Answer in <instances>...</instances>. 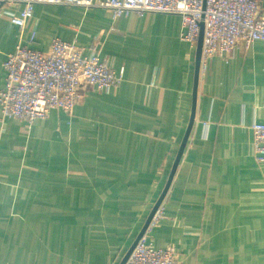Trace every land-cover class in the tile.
I'll return each mask as SVG.
<instances>
[{"label": "crops", "instance_id": "obj_1", "mask_svg": "<svg viewBox=\"0 0 264 264\" xmlns=\"http://www.w3.org/2000/svg\"><path fill=\"white\" fill-rule=\"evenodd\" d=\"M1 12L0 91L20 42L96 50L124 77L111 92L81 85L72 115L52 111L32 125L2 123L0 106V264H121L168 185L193 114L164 218L146 241L175 249L180 264H264V156L251 130L264 123V40L214 57L196 83L197 47L182 41L178 16L115 20L39 5L22 31Z\"/></svg>", "mask_w": 264, "mask_h": 264}, {"label": "built area", "instance_id": "obj_2", "mask_svg": "<svg viewBox=\"0 0 264 264\" xmlns=\"http://www.w3.org/2000/svg\"><path fill=\"white\" fill-rule=\"evenodd\" d=\"M39 5L106 10L115 20L130 14L175 15L182 21L181 39L191 48L198 45L203 23L201 74L214 57L227 60L240 45L249 48L264 40V0H0V11L11 25L24 31ZM34 39L33 35L30 42ZM3 67L2 123L14 119L32 125L47 119L52 111L72 115L84 99L81 85L111 92L124 77L123 71L116 72L102 61L96 50L86 57L76 45L60 39L52 41L48 52L32 51L20 42ZM251 130L254 150L264 156V123H254ZM164 210L165 199L125 264H180L175 249H156L146 241L151 226L164 218Z\"/></svg>", "mask_w": 264, "mask_h": 264}, {"label": "water", "instance_id": "obj_3", "mask_svg": "<svg viewBox=\"0 0 264 264\" xmlns=\"http://www.w3.org/2000/svg\"><path fill=\"white\" fill-rule=\"evenodd\" d=\"M203 29H204V25L203 23L201 24V32H200V37H199V41H198V45H197V71H196V83H197V80H198V74H199V69H200V58H201V52H202V44H203ZM193 120H194V114L192 115V119H191V123H190V126H189V129L186 133V136L183 140V143H182V146H181V149L179 151V155L176 159V162L174 164V167H173V171L171 173V178L170 180L168 181V185L166 187V189L164 190V192L162 193V196L161 198L159 199L158 203L156 204V206L154 207V210L152 211L147 223H146V226L145 228L143 229L141 235L139 236L138 240L136 241V243L133 245V247L130 249V251L128 252L127 256L125 257V259L123 260V262L121 264H125V262L127 261V259L129 258L130 254L132 253L133 249L135 248L136 244L139 242V240L143 237V235L145 234L147 228L149 227L157 209L159 208L160 204L163 202V200L165 199V196L167 194V191L169 189V186H170V183L172 181V177L179 165V162H180V159L182 157V154L184 152V149H185V146L187 144V141H188V138H189V135H190V131H191V128H192V124H193Z\"/></svg>", "mask_w": 264, "mask_h": 264}]
</instances>
